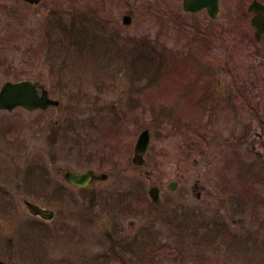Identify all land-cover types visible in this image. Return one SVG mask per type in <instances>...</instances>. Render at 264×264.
I'll return each instance as SVG.
<instances>
[{
  "label": "rangeland",
  "instance_id": "rangeland-1",
  "mask_svg": "<svg viewBox=\"0 0 264 264\" xmlns=\"http://www.w3.org/2000/svg\"><path fill=\"white\" fill-rule=\"evenodd\" d=\"M89 8L105 24L100 28L90 23L104 38L93 35L92 29L89 37L75 32L79 20L89 23L82 21L83 11ZM159 10V0H45L37 6L0 0V45L5 39L4 54L0 49V86L22 70L43 78L52 96L62 99L59 107L48 110L0 112V131L6 123L15 128L5 136H16L9 138L13 145L0 138V186L6 190L0 192V260L12 264H264V233L260 239L253 236L257 227L264 230L259 197L256 206L248 204L241 213L234 204V196L243 193L236 177H220L228 160L240 151L246 162L258 161L256 149L227 140L240 136L237 120L228 119L222 126V115L208 128L193 129L184 119L163 111H176L175 79L160 67L166 50L174 57L176 41L172 29L161 27ZM126 11L134 14L129 26L122 24ZM63 20L73 31L68 32L67 50L56 51V43L47 37L61 40V35L48 36L46 30H55ZM102 39L111 42L101 44V56L114 53L119 59L129 50L124 64L112 69L106 60V70L96 76L86 54L98 53ZM28 45L33 53L26 52ZM181 50L186 51L185 46ZM55 54L56 73L49 64ZM168 62L173 70L169 57ZM259 69L253 66L251 76ZM61 70L66 74L64 87ZM100 115L106 118V139L101 138L102 128L94 129ZM182 115L187 116L185 111ZM145 127L151 130L146 163L133 165L134 144ZM204 133L208 141H199ZM18 167L23 171L33 167V176L41 175L33 177V190L23 184ZM66 168H95L110 175L98 187L80 190L64 181ZM9 169L19 175L7 180L13 174ZM238 169L234 162L227 170ZM250 170L246 180L261 195L264 170L259 163ZM171 180L178 182L174 191L167 186ZM196 180L204 190L193 189ZM151 184L162 188L159 204L148 194ZM60 187H65L64 196ZM25 199L55 210V219L31 215ZM240 232L252 237L246 253L224 244V239L230 243L231 236ZM254 239L263 242L262 249L255 247Z\"/></svg>",
  "mask_w": 264,
  "mask_h": 264
},
{
  "label": "flooded vegetation",
  "instance_id": "flooded-vegetation-1",
  "mask_svg": "<svg viewBox=\"0 0 264 264\" xmlns=\"http://www.w3.org/2000/svg\"><path fill=\"white\" fill-rule=\"evenodd\" d=\"M254 1L218 0V15L217 18H213L211 0H195L194 3L192 2L195 9H188L185 0H166L168 7L174 12V26L178 45L196 48L190 55L194 63H200L203 67V74L212 75L215 70H219L216 90H214L213 82H207V75L202 78L201 87L188 96V100L194 104H208L211 102L216 104L229 102L227 100L230 99L232 107L237 109V117L241 120V123H246L244 126L246 131L241 134V140L246 142L252 139L250 136L253 135L252 132L256 125L260 127V131L264 132V52L261 50L262 45H264V33L259 40L256 39V28L251 22L256 13L253 9H250ZM258 1L264 4V0ZM231 13H237L238 16L237 22L232 23V25L228 22ZM230 32L232 34L236 33L237 40L239 39L240 45H238L237 50L240 51L242 62L248 60L251 54L254 55L256 62L254 68L260 69L253 76H251L253 73L250 72L253 71V67L248 68V64L244 67V70L249 69L247 73L241 72L234 75V73L229 72L230 63H227L229 58L227 50L230 46L227 47V44ZM188 33L192 34V38ZM215 36L216 46L225 48L224 53L219 54L220 63L217 67L214 66L213 55V49L215 48L213 38ZM1 43V53L4 54L5 39ZM223 77L230 78L232 81L229 82L228 80L225 84L222 81ZM202 107L206 106L202 105ZM10 172H13V170ZM15 172L8 175L7 180L11 179ZM7 180L5 182H8ZM0 189L6 191L2 186H0Z\"/></svg>",
  "mask_w": 264,
  "mask_h": 264
},
{
  "label": "water",
  "instance_id": "water-1",
  "mask_svg": "<svg viewBox=\"0 0 264 264\" xmlns=\"http://www.w3.org/2000/svg\"><path fill=\"white\" fill-rule=\"evenodd\" d=\"M26 82L19 83H7L0 93V106L12 108L13 106L19 104H26L31 107L42 106L47 107L50 103H58L57 101L51 100L45 97H39L30 94V89L26 86ZM30 87V86H29ZM149 142V132L148 130L143 131L140 135L136 150L139 153L145 152ZM91 171L85 173H79L77 171L66 172V178L78 185H86L89 178L91 177ZM29 209L34 214H39L45 218H52L53 212L51 210L40 207L35 203L28 202Z\"/></svg>",
  "mask_w": 264,
  "mask_h": 264
}]
</instances>
